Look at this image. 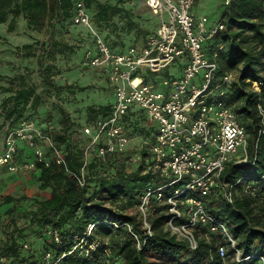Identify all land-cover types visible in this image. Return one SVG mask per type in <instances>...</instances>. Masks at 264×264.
Wrapping results in <instances>:
<instances>
[{
  "label": "trees",
  "instance_id": "16d2710c",
  "mask_svg": "<svg viewBox=\"0 0 264 264\" xmlns=\"http://www.w3.org/2000/svg\"><path fill=\"white\" fill-rule=\"evenodd\" d=\"M77 1L0 0V23L7 24V31H12L22 18L33 30L45 25L51 27L47 46L37 55L32 51V43L20 48L25 56H37L46 85L45 94L58 98L51 106H59L61 129L53 138L62 148L64 158V162L55 158L48 164L36 162L34 173L43 195L31 198L25 194L3 195L1 202L11 207L21 202L26 204L21 212L22 226H33L45 236L42 246L25 250V243L15 234L23 229L11 216L12 231L0 241V257L4 259L0 264H258L253 258L237 260L228 244L226 255L221 257L217 249L218 244L223 243L221 235L210 233L206 237V227L202 224L194 228L197 244L192 247L185 237L169 227L172 213L168 205L155 196H150L145 207L140 206L148 189L164 183V178L150 169L148 159L149 144L153 142L157 125L142 109L132 106L121 120L132 144L135 138L142 137L138 140L141 142L140 160H131L130 150L105 158L94 152L86 156L84 145L73 138L74 133L80 132L81 125L93 126L97 118L109 116L113 105L109 100L88 104L82 112L77 108L72 113L66 109V104L75 105L77 92L88 86L74 81L76 75H70L74 73L73 68L64 64L60 67L58 56L67 59L71 53L79 51L81 61L88 49L95 51L96 44L85 25L73 22ZM82 1L93 27L114 52H125L139 42L144 44L158 25L150 11L134 12L130 2L135 0ZM228 1V4L224 1L222 13L225 28L207 39L204 48L208 56L217 51L219 73H238V81L231 83L226 101L245 128L248 157L239 163L228 162L221 172V179L231 186L233 200L228 201L225 187L219 186L205 197V208L215 219L226 223L241 256L246 257L264 254V134L258 133L257 109L258 104L264 106V0ZM56 21L63 24L72 21L80 26L72 31V42L54 38ZM59 74L56 81L54 77ZM5 76L0 75V78ZM18 76L10 80L11 85H0L3 93L0 132L6 123L12 126L23 118H31L43 130H48V121L41 118L37 110L41 95L34 84ZM105 77L108 81L107 75ZM255 81L259 90L252 87ZM108 84L103 88L112 94L113 87L109 81ZM47 114L50 116L49 111ZM15 159L19 162L34 159L32 149L19 142ZM82 167L85 184L81 186L77 176ZM165 192L169 193V189ZM10 210L9 207L7 211ZM185 221L182 218L178 222ZM45 253L51 255L46 261Z\"/></svg>",
  "mask_w": 264,
  "mask_h": 264
},
{
  "label": "built area",
  "instance_id": "2783aa9c",
  "mask_svg": "<svg viewBox=\"0 0 264 264\" xmlns=\"http://www.w3.org/2000/svg\"><path fill=\"white\" fill-rule=\"evenodd\" d=\"M194 3L195 0H143L158 21L155 31L143 45L114 52L93 27L84 2H76L74 22L84 24L96 43L95 51L85 52L86 63L102 69L114 90L109 116L97 118L93 126L82 127L90 139L83 150L86 156L94 152L102 158L130 150L131 138L121 120L132 106L142 109L157 125L148 159L150 169L163 177L164 183L148 189L140 206L145 207L150 196H155L172 213L169 227L192 247L197 244L194 228L202 224L206 237L210 233L221 235L223 243L217 248L221 257L226 255L228 244L237 260L253 258L264 264V254L242 257L226 223L215 219L205 208V197L219 186L225 187L227 200H233L231 186L221 179V172L230 161H245L249 144L244 126L226 101L231 83L238 81V73H219L217 51L208 56L204 48L207 39L225 28V21L221 17L218 22L209 23L207 15L194 16ZM178 59L179 75L172 72L157 76ZM252 87L259 90L256 81ZM257 109L258 133L264 134V106L258 104ZM19 142L32 149L34 159L16 161ZM141 157L140 148L130 153L131 160ZM53 158L64 162L63 150L50 129L43 130L33 119H23L7 129L0 165L29 170L35 168L37 161L48 164ZM77 180L81 186L85 184L83 167ZM182 218L186 221L178 222ZM52 232L57 239V232ZM3 260L0 257V263Z\"/></svg>",
  "mask_w": 264,
  "mask_h": 264
},
{
  "label": "rangeland",
  "instance_id": "374dc122",
  "mask_svg": "<svg viewBox=\"0 0 264 264\" xmlns=\"http://www.w3.org/2000/svg\"><path fill=\"white\" fill-rule=\"evenodd\" d=\"M224 1L225 0H198L196 4L193 6V10L198 15H207V18L209 19V23H215L218 22L221 17L224 10ZM131 8L134 10L137 14H145L147 11V7L143 4V0H135L134 3H131ZM130 6V5H129ZM74 22V19H73ZM72 21L70 23L65 22L63 24L62 22H55V26L53 28V36L57 40H67L69 42H72V37L74 36L73 29L80 26H75V24ZM84 25V24H82ZM4 26L0 24V53L2 57L1 63L6 65V69L4 73L9 71V75H6L4 79H0V85H11L10 80L14 77V74H20L21 72L22 77L28 81L30 84H34L36 87V91L41 95V100L39 105L37 106V110L40 112L39 116L43 118L45 121H48L49 129L51 130L52 135L55 134L58 130L61 128L60 122H58L59 117V106H51V102L55 103L58 101L56 96H47L45 94V83H43L42 80V72L37 65L36 59L37 56H25L24 54L18 53L16 57H14L12 52H15L11 48L8 47V44L6 43V38L4 34ZM50 30L51 27L45 25L44 28L39 30H34L32 35V41H33V51L39 53L42 48H45L47 43L49 41L50 37ZM37 40L39 42H37ZM43 43V44H41ZM138 46L141 45V43H137ZM143 45V44H142ZM80 53L74 52L71 53L67 59L59 58L58 56V63L61 67V65L64 64V66L71 65L73 68V74L70 75H76L74 76V81H78L82 85L88 86L85 90H80L76 94V101L74 102V106L71 104H66V109H68L71 113L72 110L77 108V111L82 112V108L85 107L88 104H98L106 101H111V93L109 90L104 89V86H109L108 81L105 77L106 73L103 72V70H99V68L90 67L86 62V58L84 55V58L79 60ZM18 58V59H16ZM17 61V62H16ZM45 61L50 62L49 59H46ZM23 62L24 64H21ZM180 63L181 60H177L176 63H172L169 65L166 69H164L161 73L157 74L159 78L163 77L166 73H172V72H179L180 70ZM0 64V65H2ZM88 66V67H86ZM65 70V69H64ZM60 75H56L54 79L56 81L59 80ZM0 92V102L2 100ZM48 97V98H47ZM70 103V101H68ZM72 103V102H71ZM81 107V108H78ZM49 111L50 116L47 114ZM76 111V110H75ZM76 111V112H77ZM49 116V117H48ZM74 116V114H73ZM31 117V116H30ZM33 118V117H32ZM1 119V118H0ZM23 119H31V118H23ZM22 119V120H23ZM21 121V120H20ZM19 121V122H20ZM35 121V120H34ZM17 122L14 125H9L6 123L2 131L0 132V142L4 140V136L6 134V131L8 128H13L19 124ZM84 126V125H83ZM82 125L80 126V132L74 133L73 138L81 143V145H84L88 143V137H86L82 132ZM76 132V131H75ZM134 139V138H133ZM142 140V137L135 138L133 141L134 143L130 144V153H133L140 147L139 141ZM17 162H19L16 159ZM35 170L36 166L33 169L29 170H13L8 167V165H0V241H2L6 235V233L12 231V226L9 225L10 217L13 216L18 224L22 227V230L20 233L16 232L15 234L17 237H19L20 240H22L23 244L27 245L24 246L25 250H28L30 248L36 249L40 246H42V243L44 241L43 233H40L35 229L33 226L23 225V217H22V209L26 207V204H23L21 202L20 204L11 207V204L9 203H2L1 199L3 195H14L19 196L25 194L29 198L36 197L34 195L40 196L43 195L44 192L39 190L38 188V180L35 177ZM10 207V212L7 211ZM51 257V255L49 256ZM47 253L44 255V260L46 261Z\"/></svg>",
  "mask_w": 264,
  "mask_h": 264
},
{
  "label": "crops",
  "instance_id": "0c3cea01",
  "mask_svg": "<svg viewBox=\"0 0 264 264\" xmlns=\"http://www.w3.org/2000/svg\"><path fill=\"white\" fill-rule=\"evenodd\" d=\"M197 1L198 0H195L194 5L196 4ZM192 12L194 13V16H199L193 10V8H192ZM0 24H2V23H0ZM2 25L4 26V30L3 31H4V34H5V36H3V37L6 38V43L8 44V47L15 51V52H12L14 57H16L18 53L25 54L24 50L22 48H20V47H22V45L26 44V43H32L33 44L32 35H33V31L34 30L28 27V25L26 23V20H24L23 18L19 19L17 21V23L15 24V27H14V29L12 31H7V24L6 23H3ZM140 43H141V45L143 44L142 42H140ZM1 45L2 44H0V46ZM33 47H34V45H33ZM16 59H18V58H16ZM1 61H2V57H1V53H0V64H2ZM21 64H24V63L21 62ZM5 67H6V65H4V64L0 65V68H2V69H6ZM2 69H0V75H9L10 74L9 71H7V70L4 73L5 70H2ZM180 73H181V71L176 73V74L179 75ZM22 74L23 73L21 72L20 74H14V75H19L20 76ZM2 96H3V94H1V97ZM111 102L112 103L114 102V93L111 94Z\"/></svg>",
  "mask_w": 264,
  "mask_h": 264
}]
</instances>
